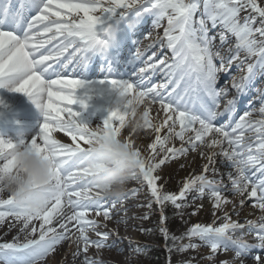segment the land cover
Wrapping results in <instances>:
<instances>
[{
    "label": "snow or ice",
    "instance_id": "1",
    "mask_svg": "<svg viewBox=\"0 0 264 264\" xmlns=\"http://www.w3.org/2000/svg\"><path fill=\"white\" fill-rule=\"evenodd\" d=\"M32 11L34 16H26ZM73 16H79V20ZM6 22L14 30H5ZM149 23L154 29L164 30L148 48L158 45L160 50H170L171 61L167 56L160 57L159 51L153 52L144 66L132 73L137 78L134 82L59 78L61 70L68 69L73 61L84 67L96 56L114 62V50L128 41L138 43L134 39L138 26ZM145 34L150 35L147 27L141 33ZM230 37L235 38L234 45ZM69 49L73 51L62 61ZM141 55L137 48L127 62L133 64ZM233 65L243 75L233 77L230 86L218 87L220 74H227ZM157 74H162L163 80L150 83ZM258 77L264 79V0H0V88L30 97L45 117L39 135L30 142L0 139V181L15 172L12 152L18 147H26L49 160L55 181L53 194L42 210L22 207L12 196L0 195V224L12 217L20 222L19 232L24 234L23 242L19 235L0 242V264H41L49 257L54 259L65 242L70 249L73 244L76 246L72 255L80 259V264H106L101 259L103 251L117 247L115 241H108L118 233L102 231L112 215L93 183L102 166L94 164L89 147L99 137L74 107L79 105L87 111L94 98L113 105L107 109L109 114L102 127L98 126L104 129L105 138L119 137L129 118L136 116L131 109L144 105L141 130L150 129L146 135L155 133V139L150 144L151 154L141 157L139 172L150 188L153 202L161 207L165 239H171L178 251L186 252L200 247L193 239L198 238L210 249L207 259L213 264L221 252H233L234 256L219 264H244L252 247L264 249V216L259 223L247 221L245 232V225L233 221L225 206L232 203L228 199L230 193L240 197L241 207L249 198H256L254 207L264 211V87H256ZM81 90L83 95L78 99L77 92ZM242 98H247L244 103L248 107L237 115ZM122 99L128 101L125 106L120 104ZM155 104L164 112L160 124L149 119ZM254 115L258 118L254 119ZM221 117L224 121L217 123ZM115 122L119 126H114ZM164 129L167 134L161 137ZM61 130L71 137L72 143H63L53 136ZM80 140L86 148L77 143ZM175 140L180 141V147H169ZM128 142L133 145L131 138ZM202 148L211 151H199ZM197 152L207 161L201 174L187 178L178 194L165 193L157 187V169L182 158L185 159L180 166L184 167L189 163L188 155ZM217 156L223 158L221 163L229 171L219 180L209 179L210 169L214 175L219 174L215 167ZM223 176L228 184H224ZM4 192L0 184V194ZM206 192L213 214L223 211L221 226L198 224L182 237H169L163 227L167 219L163 216L164 205L171 203L176 209H183L188 194H196L195 204L205 198ZM119 202L113 200L111 207ZM195 207L199 211L203 204ZM89 213H94V217L90 218ZM233 214L239 215L235 204ZM53 220L58 227L53 226ZM33 221L41 223L37 227ZM14 226L10 224L9 230ZM238 231L240 236H236ZM37 233L38 238H29ZM244 234H255L258 243L248 244ZM184 239L189 243H178ZM90 249H95L94 256L89 255ZM133 251L139 254L142 250ZM254 259L261 264L260 256Z\"/></svg>",
    "mask_w": 264,
    "mask_h": 264
},
{
    "label": "rangeland",
    "instance_id": "2",
    "mask_svg": "<svg viewBox=\"0 0 264 264\" xmlns=\"http://www.w3.org/2000/svg\"><path fill=\"white\" fill-rule=\"evenodd\" d=\"M98 100H100V103H104V101H106L105 99H101V98H97ZM142 106V105H141ZM141 106L139 109V112L141 111ZM99 118L103 119L102 116H99V114H96ZM103 122V121H100ZM130 132L128 131V129L125 131V133ZM128 134V133H127ZM167 134V129H164L161 131L160 135L161 137L165 136ZM141 135H143V132H138L137 134H135V139H137V137H140ZM154 138H151L146 144L147 147H149L150 149V144L152 142H154ZM138 146H139V150H142V146L141 145V140L138 138ZM145 145V144H144ZM136 147V146H135ZM151 152V149H150ZM192 156V154H189L188 157L186 158L187 161L189 162L187 165H185L184 167H181L180 165L182 163H184V159L182 158L179 162H172L171 164H166L163 165L161 168L160 175H161V179L158 180L157 182V187L160 188L163 192L165 193H172V194H178L183 183L186 181L187 178H189L192 175L195 174H201L202 172V166L207 163L206 160H203L202 162H199L198 160L194 159V162L190 163L191 161L188 160V158H193L190 157ZM221 156H217L215 158L216 162H221V160H219ZM199 162V163H197ZM200 169V171L198 173H196L195 170ZM227 170V169H226ZM195 171V172H194ZM145 183V182H144ZM229 183L228 180H226L224 182ZM140 183H136L134 185H132L130 183V188L131 187H135V186H140ZM148 195L150 196V198L143 194L142 192H140L139 194H137V197L140 198H145V199H141L140 201H145L143 204L138 205V208L130 209V211L127 212L126 216H130V215H135L134 217H130V219H128L130 221V223H132V227L128 230L131 234V236H126L123 235L124 238L127 237V240L129 241V243L127 244L128 246H132V244H134L135 246L132 247V249L128 250V253L126 254L127 256L123 255V254H117L114 253V251H106V249L104 250V254H102L101 258L106 261L109 260V262H113L114 264H149L151 259L150 258H146L144 256H142L140 253L137 255L135 253H133V249L134 248H138L142 246V242H145L146 239V233H151V236L154 235L155 238H157V240H159L161 238V240H165L166 243H168V248L172 249V256H171V261L174 264H213L212 261H210L209 259H207V257L210 255V249L208 247L203 249V244L202 242H196L197 244H200V247L194 250H189L186 252H180L177 250V248L173 247L172 241L171 239H165V236L163 234V232L161 231V226H162V220L161 218H159V216L156 215V211L155 208L157 207L158 204L153 202V198L151 197V191L149 189V191H147ZM192 196L195 193H191ZM3 197H5L3 194H0ZM129 197L130 199H127L126 202L128 204H130L131 202H137V204L139 203L138 201H136L134 199V196L131 194ZM149 199H147V198ZM193 199L194 198H190V195L188 194L187 200L185 201V207L183 209H176L179 213V222L178 224L175 223H168V221H163V227L167 228V232H168V236L169 237H182L184 236L185 233H187V231L192 228L195 225H206V226H212L209 225L210 223L216 221L215 219H217V217L221 216L223 214V211L221 212H216L215 215L213 214V210L210 206L212 205V202L210 199L205 198L203 200H197L195 201V204H193ZM141 203V202H140ZM149 204H151V207H149ZM198 204H203V207L199 210L196 211V205ZM252 205H254V203L252 201L247 200L244 205L241 207L240 205H238V209L240 210L241 208H243V210L246 209V211H248V214L243 215V213H239V215L237 216V219H241L239 223L242 224H247V221H249L250 219L253 220V218L250 216V214H264V211L260 210H256ZM165 206V205H164ZM229 207H233V205H228ZM174 207V206H173ZM173 211V210H172ZM196 211L195 215H192L191 213ZM228 213H232L233 210L232 209H227ZM213 214V215H212ZM124 215V214H122ZM232 216V215H231ZM10 219H12V217H7L6 218V223L10 224L11 221ZM224 221H222L223 223ZM112 224V222H111ZM113 224L112 227H114ZM117 228L123 229V227H126L127 224L125 223H120L116 225ZM214 227V226H212ZM156 234H155V233ZM241 233L237 232L236 236H240ZM247 235V234H246ZM248 236V235H247ZM250 236V235H249ZM248 236V237H249ZM244 238V236H243ZM245 240V239H244ZM110 241H113V239L110 238ZM247 243L250 241L245 240ZM125 242L121 243L118 248H121V246H123ZM140 243V244H139ZM178 243H184L183 240L182 241H178ZM189 243V241L186 242V244ZM185 244V243H184ZM117 248V247H116ZM200 250H202L203 252H200ZM262 250V249H261ZM231 253L233 252H228L225 253V255L221 256V257H216V264H219V261H223V260H231L229 259V255H231ZM256 256H260L262 258L261 261H264V251H262V253L260 254V252H256V254H254V257ZM130 259V260H129ZM108 262V263H109ZM163 264V263H162Z\"/></svg>",
    "mask_w": 264,
    "mask_h": 264
},
{
    "label": "clouds",
    "instance_id": "3",
    "mask_svg": "<svg viewBox=\"0 0 264 264\" xmlns=\"http://www.w3.org/2000/svg\"><path fill=\"white\" fill-rule=\"evenodd\" d=\"M127 103L125 99L120 101L121 106ZM139 109V106L131 109L136 116L127 122L133 134L143 128V115L139 114ZM93 131L99 138L89 147V151L93 155L94 164L102 166L101 171L93 177L95 191L104 199L120 200L125 196L129 183L139 180L141 156L129 144V139L121 136L105 138L104 129L99 127ZM12 156L16 170L4 177L0 184L20 206L42 210L53 194L55 181L52 163L26 147L16 148Z\"/></svg>",
    "mask_w": 264,
    "mask_h": 264
},
{
    "label": "bare ground",
    "instance_id": "4",
    "mask_svg": "<svg viewBox=\"0 0 264 264\" xmlns=\"http://www.w3.org/2000/svg\"><path fill=\"white\" fill-rule=\"evenodd\" d=\"M53 19H54V17H53ZM215 31H218V29L215 30ZM153 32H155L154 35H150V36L146 37L147 39L140 40L139 43L146 42L149 45V44H151V43H153L155 41V38L157 36H160V34L163 33L162 31H153ZM234 39L235 38H233V39L231 38L230 39L231 44H232V40H234ZM215 42H217V44H218L219 43V40L217 39ZM167 54H170L171 57H172L171 51L168 50V49H164L163 52L160 54V57L167 56ZM126 75H127V73L124 76H126ZM154 76H156V75H154ZM161 77H162V75L159 76L158 78H161ZM72 79H80V78H79V76L77 74L73 73V74H71L70 77H68V80H72ZM83 79L86 80V78H83ZM94 81H96V80H94ZM8 92L14 97V98H10V99L7 100V102H9L8 103V106H10L11 108L14 107L13 108L14 109L13 110V113L15 115H17V116H18V114H24L25 115V118H27L28 120L31 119L28 116L29 115V111L31 109V108H29L28 105L30 103H32V99L31 98H28L27 99V98H25V96L23 94L16 93L15 91H12L10 89H8ZM82 95H83V90L77 92V98L78 99ZM93 100L94 101L96 100L97 105H99L101 108H103V110L104 109H109L110 106L112 105L108 101H104V103H100V100H98L97 98H94ZM93 100L90 101L89 104L92 103ZM0 101H3L1 94H0ZM74 107L76 108V110H79V111L82 112L83 118L86 121L89 122L90 126H92L93 129H95V128H97L99 126V124H97V123L94 122V118L89 117V112L88 111H84L83 109H80L79 105H76ZM144 111H145V107H142V111L139 114L142 115ZM1 117H3V116H1ZM163 118H164V112H163L162 109H160V106L159 105L157 106L156 104L155 105H152L151 106V110L149 111V119H150L151 123H153V124H160V123L163 122ZM38 119H40V126H42L45 117H44V115H43V113L41 111L39 112ZM3 122L4 121L0 120V139H3L2 137L5 136V132H4L5 131V128H4ZM114 126H119L118 125V122H115ZM178 128H179V126H178ZM126 129H128V131H130V129L127 128V123H126V126L121 130V135L120 136L123 137V138H125V139L131 138V140L133 142V146L134 147L136 146L135 148H139V146H138L139 143H138V140H137L139 138L141 140V145L140 146L143 147L142 150H139L141 152V157L142 158H147V156L150 155L151 152H150L149 147L146 146L147 145L146 143L151 138H154L155 137V133H152L150 135H146V133H150L151 130L150 129H143V130H140L139 131L141 133L143 132V135H141V136L139 135L140 137H137V139H135V136L134 135L137 134L138 132L133 135V133H131V131H130V132H127L128 133L127 134V133H125ZM39 133H40V131H32V132L29 131V132H27V131H25L24 129H22L20 127H18V130L8 128L7 134H6V136H5V138L3 140H10V141L14 142V138L16 136H20L21 139H24L26 142H30L31 139L34 138L35 136L39 135ZM53 136L55 138H57L58 140H60L61 142H63V143H69V144L72 143L71 137L68 136V135H66L62 130L61 131L54 132L53 133ZM77 143H79L81 145V147H85V148L87 147V145H85L82 140L77 141ZM172 146H175L177 148L180 147V141L179 140L173 141L171 144H169V147H172ZM199 151H203L205 153H210L211 150L206 149V148H202ZM216 151H219V149H217ZM190 154H192V156H190V157H193V158H188V160L191 161L190 163L194 162V159L198 160L199 162H202L204 160L200 156L199 152H197V153H190ZM159 158L160 157H158V159ZM221 159H223V158L220 157L219 160H221ZM199 162H197V163H199ZM220 166H221L220 165V162H216L215 167L218 170V173L219 174L214 175L212 173V171L210 170L207 173V176H209L210 178L216 179V180L221 179V177H222V175L224 173H220L219 172ZM160 170H161V168L157 169V171L154 173L155 176L159 177L157 179V182H158V180H160L163 177V176L161 177V175H160V172H159ZM195 171H196V173H198L200 171V169H198V170L196 169ZM195 175H198V174H195ZM226 179H227V177L226 176H223V181H226ZM131 182L133 183L134 181H131ZM136 182L137 183L144 182L142 175L139 177V180H136ZM82 183H84V182H82ZM226 184H228V183H226ZM77 190H80L79 187H77ZM140 191L143 192V193H145L147 191V186L146 185H143L139 189L138 188H129V187H127V191H126L125 196L122 199H120L119 200L120 202L117 203L116 205H120V208H121L122 211L130 210L131 208L138 207V204L136 202L135 203H131L129 205L127 202H125V200L127 198H129L131 194L132 195L133 194H137ZM3 195L5 196L4 198H7L9 194L7 192H4ZM205 197H207V196H205ZM228 199L232 201V203H229L228 205H234V204L236 206L239 205L240 197H233L229 193L228 194ZM253 199H256V198H249L248 200L249 201H252ZM112 201L113 200H111V199H107V202H109V204H111ZM228 205L225 206V210L226 211H227V209H232L233 210V207H229ZM254 205H252V206L254 207ZM210 207L212 208L213 206H210ZM254 208L256 210H260L258 207H254ZM122 211L119 210L117 212L111 213L112 219L111 220H108L106 222L107 223V227H106L105 230H102V231H110V232L118 233V234H114V235H111L110 236V237H116V239L114 240L116 242V245L118 243L124 242L123 239H120L121 236H123V235L129 236L131 234L128 230L132 227V223H130V221L127 219V217H120V218L118 217L121 214ZM240 212L243 213V215L248 214V211H246V209L243 210V208H241L239 210V213ZM231 214H232L231 219L233 221H236L237 222V216L238 215L233 214V212ZM89 216H90V218L91 217H94V213H89ZM222 216H223V214L221 216L217 217V219H215L216 221L210 223L209 225H216L217 223L222 222L223 221L221 219ZM250 216L254 220H256L257 222H260V218L262 216H264V215L263 214H260V215H258V214H253V215L250 214ZM10 221H11L10 224H15V226L12 227L11 230H9V224H7L6 221L3 222L2 224H0V242L11 241L13 239V237H15L17 235L20 236V240H21V242H23V240H24V234L19 232L20 222L14 221L13 218L10 219ZM117 221H122L121 223L126 222L125 224H127V226L126 227H123V229H120V230L117 228L116 225H114V227H112L113 224H117ZM111 222H112V224H111ZM40 223H41L40 221H33V224H35L37 227L39 226ZM53 226L58 227V223H57L56 220H53ZM90 235H91V238L92 239H97V237L94 234H90ZM118 235H120L119 238L117 237ZM29 238H38V233L36 234V236H30ZM126 240H127V237H126ZM112 242L113 241H110V243H112ZM127 247H128V245L125 243V246L121 248L120 252H123L125 254ZM113 249H107V250L110 252ZM75 250H76V246L74 244L71 246V249H70L69 248V243L68 242H65V243H63L59 247V250L55 254V258L54 259L52 257H49L46 261L41 262V264H67L68 262H72L73 264H75V263H77L76 261H80V259H78V258L77 259H74V257H72V253ZM94 254H95V249H90L89 255L90 256H93ZM102 254H104V253H102ZM223 255H225V253L221 252V253L218 254V257H221ZM233 256L234 255H229V259H232ZM253 259H254L253 255L249 256L248 258L244 259V264H258V262L256 260H253ZM105 262H109V260H106ZM261 264H264V261H261Z\"/></svg>",
    "mask_w": 264,
    "mask_h": 264
},
{
    "label": "trees",
    "instance_id": "5",
    "mask_svg": "<svg viewBox=\"0 0 264 264\" xmlns=\"http://www.w3.org/2000/svg\"><path fill=\"white\" fill-rule=\"evenodd\" d=\"M154 264H157V260H155Z\"/></svg>",
    "mask_w": 264,
    "mask_h": 264
}]
</instances>
